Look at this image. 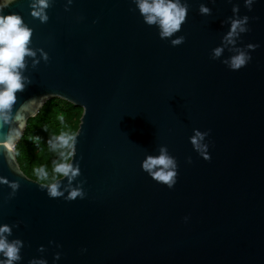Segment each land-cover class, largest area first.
<instances>
[{"label":"water","instance_id":"1","mask_svg":"<svg viewBox=\"0 0 264 264\" xmlns=\"http://www.w3.org/2000/svg\"><path fill=\"white\" fill-rule=\"evenodd\" d=\"M33 3L3 8L22 16L36 52L0 126V224L22 241L16 264H264V0H182L178 45L134 0H48L46 21ZM245 16L247 31L229 41L232 20ZM237 51L251 59L232 70ZM56 97L83 113L78 174L61 178L53 198L22 170L15 146ZM161 146L177 163L172 188L142 169ZM73 189L83 196L68 199Z\"/></svg>","mask_w":264,"mask_h":264},{"label":"clouds","instance_id":"2","mask_svg":"<svg viewBox=\"0 0 264 264\" xmlns=\"http://www.w3.org/2000/svg\"><path fill=\"white\" fill-rule=\"evenodd\" d=\"M253 0H245V4L250 8ZM10 0H0V126L7 124L13 118L12 109L17 101V92L23 91L26 87V77L22 74V69L26 66V56H36V52L28 45L32 36V30L25 24L22 16L14 12H3ZM136 8L139 10L144 21L148 25H155L159 29V35L162 39L172 38L171 43L178 45L183 43L184 37L174 34L181 29L188 14V6L182 3V0H134ZM48 0H34L32 5L33 15L39 17L42 21L48 19L45 9L48 7ZM201 13H208L210 9L201 5ZM238 11V8H234ZM247 17L233 19L227 39L231 42L240 32L247 31ZM250 47H254L250 45ZM222 48L214 49L215 56H219ZM46 58V56H45ZM251 59L249 53L237 51L231 56L228 63L232 70H239L245 66ZM35 101V98L27 101L22 108L28 103ZM17 122L21 119V114L17 110L15 114ZM20 127H23L21 124ZM6 140H14L13 136L5 134ZM203 134L197 132L192 138V142L197 150L204 151L205 145L201 144ZM74 136L71 134L61 133L49 141L50 148L58 153L59 159L53 161L52 171L49 172L45 167H39L35 170L36 177L43 185L46 186L50 197L63 195L59 190L60 179L66 176H75L78 174V167H73L72 159ZM210 159V154L206 155ZM142 169L158 182L166 184L172 188L177 182V163L173 156L169 155L166 146H161L158 155H147L142 161ZM77 196H83L82 191L73 189L68 199H74ZM11 226L0 224V264H16L22 259L20 249L22 241L19 239H9L11 235ZM40 264H45L41 261Z\"/></svg>","mask_w":264,"mask_h":264},{"label":"trees","instance_id":"3","mask_svg":"<svg viewBox=\"0 0 264 264\" xmlns=\"http://www.w3.org/2000/svg\"><path fill=\"white\" fill-rule=\"evenodd\" d=\"M82 113L83 108L56 97L47 100L39 113L29 119L15 146L17 160L26 175L39 181L35 172L37 168L43 166L52 171L53 161L59 156L50 148L49 141L61 133L75 136Z\"/></svg>","mask_w":264,"mask_h":264}]
</instances>
